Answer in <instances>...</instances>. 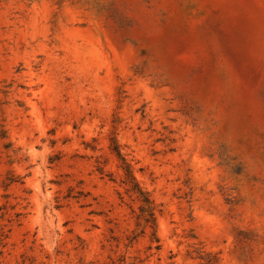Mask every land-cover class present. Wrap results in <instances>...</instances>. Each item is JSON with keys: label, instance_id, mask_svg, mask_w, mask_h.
Here are the masks:
<instances>
[{"label": "rangeland", "instance_id": "obj_1", "mask_svg": "<svg viewBox=\"0 0 264 264\" xmlns=\"http://www.w3.org/2000/svg\"><path fill=\"white\" fill-rule=\"evenodd\" d=\"M0 264H264V0H0Z\"/></svg>", "mask_w": 264, "mask_h": 264}, {"label": "trees", "instance_id": "obj_2", "mask_svg": "<svg viewBox=\"0 0 264 264\" xmlns=\"http://www.w3.org/2000/svg\"><path fill=\"white\" fill-rule=\"evenodd\" d=\"M129 175L132 177L131 172L128 173V176H129ZM133 180H134V178H133ZM146 202H147V203H150L149 200H146ZM144 211L147 213V217H146V219H148L147 221H148V222L151 221L153 227L156 228V220H155L154 214H153V212H152V209H146V210H144Z\"/></svg>", "mask_w": 264, "mask_h": 264}]
</instances>
